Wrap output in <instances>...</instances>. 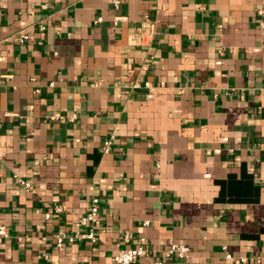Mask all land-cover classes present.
Returning <instances> with one entry per match:
<instances>
[{
    "label": "crops",
    "instance_id": "obj_1",
    "mask_svg": "<svg viewBox=\"0 0 264 264\" xmlns=\"http://www.w3.org/2000/svg\"><path fill=\"white\" fill-rule=\"evenodd\" d=\"M0 224V264H264V0H0Z\"/></svg>",
    "mask_w": 264,
    "mask_h": 264
},
{
    "label": "built area",
    "instance_id": "obj_2",
    "mask_svg": "<svg viewBox=\"0 0 264 264\" xmlns=\"http://www.w3.org/2000/svg\"><path fill=\"white\" fill-rule=\"evenodd\" d=\"M114 8H118L120 4V0H112ZM44 25H40V29H44ZM28 34L25 32H21L19 34V41L23 43L28 39ZM148 85V83H146ZM75 116L71 117V120L74 119ZM110 140H105L103 143V151L107 152L109 149ZM19 184L26 189H31V183L24 179H19ZM62 206H57L55 211H62ZM49 213H45V217H49ZM99 219V198L93 197L91 199V204L89 209L79 216L75 222V232L70 233L65 230H60L53 234V244L57 248H61L65 244H72L79 240H88L89 242H95L97 240L96 233V223ZM8 235V228L5 224H0V237H6ZM146 240L144 237H140L136 244L133 247L125 248L117 251L113 255V261L116 264H131L136 261L139 257L147 254V249L145 247ZM168 253L177 257H186L190 251L188 245L184 243L174 242L168 246ZM225 257L229 260H232L236 264H243L246 262V258L243 256H233L231 253L226 252ZM153 264H163L161 260H154ZM211 264V263H206Z\"/></svg>",
    "mask_w": 264,
    "mask_h": 264
}]
</instances>
